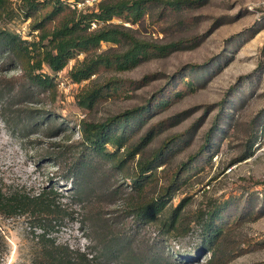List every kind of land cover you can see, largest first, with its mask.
I'll use <instances>...</instances> for the list:
<instances>
[{"label":"rangeland","instance_id":"1","mask_svg":"<svg viewBox=\"0 0 264 264\" xmlns=\"http://www.w3.org/2000/svg\"><path fill=\"white\" fill-rule=\"evenodd\" d=\"M191 1L176 9L155 2L137 23L109 21L154 44L184 40L179 49L127 70H100L81 82L69 76L86 56L76 53L56 74L42 67L54 76L52 93L34 96L0 50L1 187L56 190L72 212L51 235L58 242L97 250L102 234L124 236L129 250L104 264H264V0ZM10 2L0 28L27 36L30 20L23 18L19 0ZM98 2L76 11H96ZM114 47L102 42L98 52ZM111 80L116 93L92 109L78 106L83 89ZM162 89L180 94L132 119L124 147L105 145L111 156L90 153L82 121L101 123L142 107ZM138 145L134 156L126 155ZM80 151L91 164L75 199L72 161ZM159 152L149 178L140 189L133 187L139 163ZM176 174L179 187L164 196L163 212L147 223L137 219L132 207L158 198ZM170 217L174 225L162 228ZM210 218L220 228L211 245L203 241ZM0 232V264H34L39 230L26 215L0 216Z\"/></svg>","mask_w":264,"mask_h":264},{"label":"trees","instance_id":"2","mask_svg":"<svg viewBox=\"0 0 264 264\" xmlns=\"http://www.w3.org/2000/svg\"><path fill=\"white\" fill-rule=\"evenodd\" d=\"M155 2L161 3L162 8L176 9L180 3L189 0H99L96 11L85 13L72 9L68 0H19L23 18L30 20L28 35L22 36L0 28V50L18 66L21 78L26 86L32 88L34 96L52 93L56 87L54 76L42 72V67L46 66L52 74H56L76 53H85L86 56L69 72L74 82L87 80L103 69L127 70L146 59L165 56L179 49L184 43V40H177L154 44L135 37L130 29L122 24L109 22L112 18H119L123 22L137 23ZM11 5L10 0H0V18L11 10ZM93 21L100 25L90 29ZM102 42L111 43L119 48L98 52ZM117 89L118 85L113 80L85 88L77 95L78 106L82 109H92L98 101L116 93ZM179 94L171 90L165 95L162 89L154 93L142 107L127 110L101 123L82 121L80 130L83 143L89 146L92 154L101 157L111 156L105 151V145L113 144L118 150L124 147L129 141L126 133L132 127L130 124L132 119L150 110L163 108ZM120 126L122 127L119 128ZM148 138L149 133L143 136L141 144L146 143ZM140 145L133 148L129 146L126 155L134 156ZM159 155L160 152L139 163V172L133 178V187L140 189L143 186L144 181L150 176L147 172L155 167L154 162ZM194 157L189 158L183 167L192 162ZM122 160L116 159L118 164ZM90 164V157L81 151L72 161L71 178L75 199H80L82 195L84 169ZM179 184V176L176 174L158 198L139 202L132 207L135 217L145 223L156 219L165 208V197L177 189ZM15 215H26L30 225L39 230L36 235L39 254L35 257L34 264H104L119 260L125 251L129 250L126 238L119 234H102L97 242L99 246L97 250L73 247L56 241L51 236L53 231L72 217V212L60 203L59 193L53 188L44 187L35 193L21 189L5 192L0 184V216ZM174 222L175 218L163 219L161 227L167 229L173 226ZM203 230V241L210 245L220 232L214 218L205 222ZM142 264L161 263L152 260Z\"/></svg>","mask_w":264,"mask_h":264},{"label":"built area","instance_id":"3","mask_svg":"<svg viewBox=\"0 0 264 264\" xmlns=\"http://www.w3.org/2000/svg\"><path fill=\"white\" fill-rule=\"evenodd\" d=\"M94 1H98V0H68V4L72 9L84 11L85 9H82L81 7H84L85 5L92 6ZM96 27H97V22L95 21L91 22L90 29H94Z\"/></svg>","mask_w":264,"mask_h":264}]
</instances>
